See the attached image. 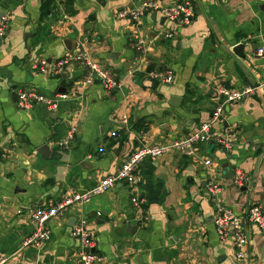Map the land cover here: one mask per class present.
I'll return each mask as SVG.
<instances>
[{
    "label": "crops",
    "instance_id": "1",
    "mask_svg": "<svg viewBox=\"0 0 264 264\" xmlns=\"http://www.w3.org/2000/svg\"><path fill=\"white\" fill-rule=\"evenodd\" d=\"M10 16L0 39V260L3 264H77L80 241L72 228L86 216L96 233L99 264H264V232L246 224L249 263L240 260L231 234L215 227V202L207 181L213 171L223 185L221 203L247 218L264 196V95L225 106L215 129L236 132L234 147L198 144L196 156L176 151L147 158L138 167L146 218L131 202L126 183H117L85 205H72L49 222L52 237L40 248H22L36 224L26 208L57 203L72 189L82 192L115 173L142 143H170L212 118L221 85L239 88L264 81V0H196L193 22L181 25L149 12L134 22L118 17L141 0H54L42 18L45 0H4ZM172 4L182 0H158ZM0 7L2 5L0 4ZM171 32L174 36L167 37ZM144 38L146 50L137 49ZM71 39L72 49L64 43ZM243 44V55L233 51ZM86 50L123 83L109 94L99 82L85 83V67L73 61L59 76V58ZM45 60V71L40 68ZM171 71L169 83L152 80L149 70ZM18 89L60 99L50 112L42 104L21 109ZM129 117L127 125L122 117ZM78 123L71 148L58 145ZM48 144L59 157H44ZM210 159L211 165L205 160ZM243 169L248 190L223 178V168ZM243 187V186H242ZM21 209L23 212H18ZM102 219L103 222H98ZM138 229L132 232L131 225Z\"/></svg>",
    "mask_w": 264,
    "mask_h": 264
},
{
    "label": "built area",
    "instance_id": "2",
    "mask_svg": "<svg viewBox=\"0 0 264 264\" xmlns=\"http://www.w3.org/2000/svg\"><path fill=\"white\" fill-rule=\"evenodd\" d=\"M196 0H182L172 4H162L158 0H141L134 6L123 7L118 11V17L127 18L138 22L149 12H159L167 20L175 23L186 25L194 21L196 15ZM10 27V16L5 14L0 16V39L8 35ZM167 37L174 36L171 32L165 34ZM137 49L146 50V41L141 38L137 41ZM256 53L264 57V45L257 48ZM77 61L85 67V83L93 84L99 82L109 93L121 90L123 83L116 77L114 72L105 67L102 63L95 60L92 55L86 51H78L67 54L54 62L51 74L59 76L65 67ZM48 62L43 60L40 68L45 71ZM147 75L152 80L169 83L173 80L171 71L149 70ZM264 95V81L258 84H246L239 88H231L224 85L219 86L218 93L222 96L221 102L216 106L212 118L203 122L197 129L188 135L176 139L170 143H142L134 148L130 155L123 161L119 169L104 178L96 186L85 192L72 189L70 193L60 199L57 203L47 206H29L26 208L30 220L36 224L35 230L26 236L22 243V248L34 246L40 248L42 244L49 241L52 237V230L49 222L58 216L64 215L68 209L75 204L85 205L90 203L94 196L101 194L114 187L117 183H126L131 192V202L138 209V221L141 223L145 220L146 215L143 212L144 198L140 191V179L138 177V167L147 158H157L169 151H176L188 156H196L198 144L205 141L213 140L222 151H229L234 147L236 132L226 128L224 130L215 129L225 113V106L233 103L242 102L258 93ZM66 95L60 94L57 98H50L34 89H18L17 104L21 109H31L36 104H44L48 111L52 112L59 106V101ZM122 124L129 123V117H122ZM78 134V123H74L67 129L64 137L58 142V145L68 150ZM206 165H211L210 159L205 160ZM233 182L236 186L242 187L248 185L251 181L250 176L241 168L235 169ZM218 172L213 171L207 181V187L210 195L215 202V227L221 239H226L231 234L234 236V242L239 249L241 261L249 263L245 248L249 242V233L246 224H253L264 232V205L253 203L249 207L247 218L243 219L234 213L232 209L223 205L219 195L223 191V185L217 179ZM18 212H23L21 209ZM72 234L79 239L80 247L78 251L77 264H99L104 258L95 252L96 233L90 228L87 217L80 216L72 228ZM6 261L0 260V264ZM198 264H206L200 262Z\"/></svg>",
    "mask_w": 264,
    "mask_h": 264
},
{
    "label": "water",
    "instance_id": "3",
    "mask_svg": "<svg viewBox=\"0 0 264 264\" xmlns=\"http://www.w3.org/2000/svg\"><path fill=\"white\" fill-rule=\"evenodd\" d=\"M3 3H6L4 0H0V4L2 5V7H0V16L2 15H5L6 14V11L4 9V6H3ZM164 20H166V18L164 17ZM66 47L68 49H72V45H71V39H66L64 41ZM243 44L242 43H239L237 45L234 46L233 48V51L236 53V54H239V55H243L244 56V53H243ZM38 151L44 156V157H59V154L58 153H55L51 150V148L49 147L48 144H43L41 145L39 148H38ZM223 178H226V179H230V178H233L234 175H235V172L233 171V169H231L228 165H225L224 168H223ZM241 190L242 191H246L248 190V186H243L241 187ZM262 204L264 205V196L262 197ZM97 221L100 223V222H103L102 219H98L97 217ZM131 225V228H132V232H135L137 229H138V225H136L135 223H132L130 224ZM135 230V231H134Z\"/></svg>",
    "mask_w": 264,
    "mask_h": 264
},
{
    "label": "trees",
    "instance_id": "4",
    "mask_svg": "<svg viewBox=\"0 0 264 264\" xmlns=\"http://www.w3.org/2000/svg\"><path fill=\"white\" fill-rule=\"evenodd\" d=\"M54 0H45L42 6V18L47 17L52 13Z\"/></svg>",
    "mask_w": 264,
    "mask_h": 264
}]
</instances>
